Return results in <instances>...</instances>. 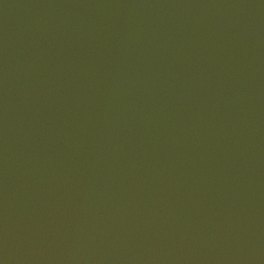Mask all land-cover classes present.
<instances>
[{
	"label": "water",
	"instance_id": "obj_1",
	"mask_svg": "<svg viewBox=\"0 0 264 264\" xmlns=\"http://www.w3.org/2000/svg\"><path fill=\"white\" fill-rule=\"evenodd\" d=\"M0 264H264V0H0Z\"/></svg>",
	"mask_w": 264,
	"mask_h": 264
}]
</instances>
